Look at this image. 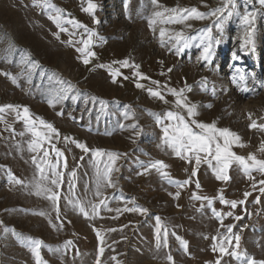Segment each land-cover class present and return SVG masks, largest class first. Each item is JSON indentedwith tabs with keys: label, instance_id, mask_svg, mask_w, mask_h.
I'll use <instances>...</instances> for the list:
<instances>
[{
	"label": "rangeland",
	"instance_id": "374dc122",
	"mask_svg": "<svg viewBox=\"0 0 264 264\" xmlns=\"http://www.w3.org/2000/svg\"><path fill=\"white\" fill-rule=\"evenodd\" d=\"M89 3L94 7L86 11ZM191 8L224 10L203 18L181 11ZM205 48L208 60L201 58ZM125 60L130 66L122 65ZM169 88L183 90L194 116L176 106ZM0 108V264L264 261V172H245L231 159L228 179H217L222 164L214 158L215 144L211 155L177 156L163 132L177 123L166 117L171 111L196 133L202 130L192 121L228 129L239 137H229L230 152L264 160L260 0H229L227 7L225 0H0ZM216 135L223 148L224 138ZM74 141L119 156L112 164L106 154L94 157ZM34 142L41 145L35 151ZM156 161L167 167L151 168ZM107 165L112 186L104 178ZM169 180L189 183L177 187ZM53 192L56 204L47 198ZM132 208L146 211L125 210ZM234 250L241 259L230 255Z\"/></svg>",
	"mask_w": 264,
	"mask_h": 264
},
{
	"label": "snow or ice",
	"instance_id": "6c2138e0",
	"mask_svg": "<svg viewBox=\"0 0 264 264\" xmlns=\"http://www.w3.org/2000/svg\"><path fill=\"white\" fill-rule=\"evenodd\" d=\"M156 0H153V3H155ZM229 0H225V7H227ZM261 4H264V0H260ZM94 7V5H92L91 3H89V8L86 9V11H91V9ZM224 9L223 8H217L215 9L213 12L211 13H201L199 11H197L196 8H191V9H184L181 10L185 13H189L191 14L192 18H203L207 15H215L217 12H222ZM176 11V10H173ZM162 13L157 12L155 13V16L159 17L161 16ZM185 19L188 18L187 16L184 17ZM244 20L247 21L248 17L245 16ZM154 21L153 20H149V27H151L153 25ZM160 35L163 37L164 32L161 31ZM181 34H177V39L179 40ZM85 44L87 45V42H85ZM184 46H187V42H185ZM81 52H84L85 49H80ZM181 51L180 48H177V54H179V52ZM208 53V49L205 48L204 49V54L202 55V59L204 60H208L209 56L207 55ZM95 53H87V56H94ZM87 56L84 58L83 62L85 64H88L90 61L87 58ZM123 66L128 67L130 66L128 61L125 60L123 62H121ZM101 67H106L105 65H101ZM135 69H139V65H134ZM169 71H171V69H169ZM237 72L239 73V69H237ZM110 73H111V69H110ZM113 76V83L116 82V73H111ZM7 75V74H6ZM136 76L140 77L141 79H144L146 77H144L139 71H136L135 73ZM125 79H127V77H125ZM235 80V76L233 78ZM240 80H244V76L240 75ZM15 82V81H14ZM153 83L158 84L159 82L157 81H153ZM136 87L141 88L143 87L142 84L137 83ZM244 91H247L246 88L242 89ZM149 94L154 96V97H158L159 99L163 100L165 103H167V101L165 100L164 96L161 94V92L159 91H153L152 89H149ZM169 93H171L173 96H176L177 99L175 100V104L177 107H183L186 108L188 116L192 117L194 116L195 113V105H191L189 106L186 102L185 99L183 98V90L177 91L175 89H168ZM50 106H52V102L50 101ZM7 108H12V105H7L5 106ZM3 108H0V111H3ZM24 114H25V118L27 119L28 117V109L25 107L23 109ZM62 114V113H58ZM166 117L169 120H174L177 123L175 125H170V126H166L163 128V132H164V142L169 144L170 147L173 148V150L175 151V154L177 156H181L182 155V151L183 152H205L208 153L209 155L212 154L213 152V144H215V160L219 163L222 164V167L216 169V176L217 179H222V180H226L228 179L227 175L225 174V170L227 169V167L229 166V162L231 159H235L237 161H239L243 166H244V170L245 172H247L249 170V168H257L259 171L264 172V160H257L256 157L254 155H249V157L247 158V160L243 157H239V156H235L234 153L229 151V144L232 142L229 140V137H234L235 141H239V137L235 136V134L229 132L228 129H216L214 124H203V123H197L196 121H192V123H195L196 126L198 128H200L202 130L201 133H196L192 130V128L189 126V124L185 121L184 117L179 115L178 113H173L171 111L166 113ZM29 123H32L30 120L28 121ZM40 123L42 125H45V127H47L51 132L55 133L56 130L52 127V125L50 124H45V122L43 120L40 121ZM157 123H163V121L157 117ZM134 127V126H133ZM250 127H257V125L255 123H253L252 125H250ZM260 127L264 128V125H261ZM170 129H171V134H170ZM217 133H219L220 137L224 138V146L223 148L221 147L219 140L217 139ZM37 136H39V133H36ZM43 139L48 140L49 137L47 135H45L43 137ZM67 139V138H66ZM76 146L78 148H80L81 150H83L84 152H92V155L94 157H101L104 156L105 154L108 157V160L114 164L116 158H118L119 154L118 153H113V152H109V153H105L103 150L100 149H89L87 147L86 144L83 143H79V142H75ZM41 145L37 142H34V144L31 146V149L33 151H35L37 148H39ZM261 150L264 151V144H262ZM57 156H62L63 154L61 152H59L57 150L56 152ZM44 156L47 157L48 153L45 152ZM187 158V157H185ZM252 161L251 164L248 163V161ZM196 163L199 164L200 163V156L197 154L196 155ZM52 168H55L56 165H52ZM151 168H158V170H162L163 168L167 167L163 161H156L154 163H152L150 165ZM148 169L146 168L145 171H147ZM41 171H43L41 169ZM112 171V167L111 165H107L106 166V172L104 174V178L107 180L108 185L112 186V182H111V177H110V173ZM98 173H99V169H98ZM163 175H167V173H163ZM195 173H193L194 175ZM53 175L56 177H59L61 174L59 172H53ZM170 183H174L177 187H183L185 184L189 183L188 180H185L183 182L181 181H173V180H169ZM17 183H20V181H17ZM53 184H56L58 186V179H54L52 180ZM261 183H264V181H261ZM197 187H199V184H197ZM261 191H264V188L261 189ZM39 194V193H37ZM247 195V194H246ZM176 197H179V192L176 193ZM48 199L52 200L54 204H56L57 200H58V194L53 192L51 195H49L47 197ZM195 199H200V197L198 196H194ZM221 202L225 203V204H231L232 207L236 206V202L235 201H227L224 200V198L221 196L220 197ZM209 203H211V201H209ZM100 204H104V201H100ZM100 204L94 205L93 206V214H97V209L100 207ZM77 207H79V210L81 213H83L85 215V217H88V213L85 211L84 207L82 205H76ZM106 207V205H105ZM126 211H140L141 213H143L144 211H146L145 209L142 208H132V209H125ZM58 211V208H57ZM117 211H119V209H117ZM214 214L219 216V213H216L214 211ZM40 215H43V213H40ZM159 231V230H158ZM229 232H231V226H229L228 229ZM99 235V234H98ZM159 239V237H158ZM239 236H235V241H236V245L235 247L238 248L239 246ZM39 242H37L38 244ZM70 243V242H69ZM228 244L229 246H231V238H228ZM159 246V244H158ZM101 253L103 252V249H100ZM220 251L222 253L226 252V248L221 245L220 247ZM230 255L234 256L237 259H241V253H239L238 251H232L230 253ZM169 260H171V257H168ZM97 264H99V262H97ZM217 264H219V262H217ZM242 264H256V261L252 258H245L242 260ZM260 264H264V261L260 262Z\"/></svg>",
	"mask_w": 264,
	"mask_h": 264
}]
</instances>
